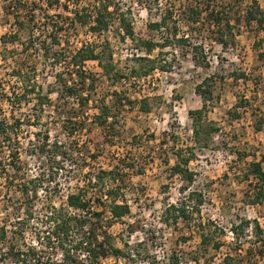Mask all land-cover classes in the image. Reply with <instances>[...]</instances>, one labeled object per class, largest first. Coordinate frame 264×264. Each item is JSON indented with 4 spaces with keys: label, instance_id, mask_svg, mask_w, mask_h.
I'll use <instances>...</instances> for the list:
<instances>
[{
    "label": "rangeland",
    "instance_id": "374dc122",
    "mask_svg": "<svg viewBox=\"0 0 264 264\" xmlns=\"http://www.w3.org/2000/svg\"><path fill=\"white\" fill-rule=\"evenodd\" d=\"M16 1L0 0V5L6 8L10 2ZM26 1L29 5L37 2L35 18L39 29L33 33L35 45L29 49H26V43L4 45L0 42V85L5 88L2 92L4 95L0 94V115L14 116L24 121L18 146L29 177L41 174L45 165L49 164L55 166L59 173L51 181L45 179L39 198L30 203L19 191L15 192V187L9 189L7 178L10 176L8 170L12 155L7 146L9 143L0 145V225L7 224L9 229L14 228L13 225L23 226L27 242H36L35 231L44 226V210L49 197L54 199V204L62 206L66 203L67 195L78 191L84 184L82 178L85 172L111 169L126 160L125 163H134L135 167L123 164L126 168V196L132 207L131 214L125 220L135 224V231L129 234L128 223H116L111 231L124 236L125 240L129 239V246L136 248L138 253L121 259L109 256L102 259V264H168L173 255L189 264H232L234 260L227 258L237 255L235 247L239 244L231 230L232 224L246 218L258 220L264 226V200L258 204L251 202L258 190L257 181L246 175L250 162L264 158V59L259 57V53L264 52V30H259L256 23L251 26L241 24L235 41L227 48L207 37L203 41L208 67L195 62L191 52L177 50L171 71L157 70L131 85H112L103 76L97 61H89L87 68L99 75L95 98L104 96L107 103L114 106L117 125L114 130H106L91 122L99 112L96 107L98 100L94 99L84 112L86 127L69 135L68 128L76 126L70 117L76 119L78 100L75 97L60 98L58 93L51 92L57 84L56 73L64 65L53 64L36 43H40L46 35L51 38L50 27L44 29L46 23L52 24L55 20L72 16L73 9L47 7L48 0ZM119 1L131 11L136 35L150 38L153 35L149 22L160 20L168 10L175 11L178 17L190 0ZM259 1L264 7V0ZM248 2L246 0L240 10ZM89 3V0H80L70 7ZM238 13H234V17ZM15 24L14 16L6 10L0 11V35L17 30ZM180 30V34H183L187 28L181 26ZM20 32L23 41L32 34L27 30ZM62 32L61 46L66 48V54L99 38L89 29V25L72 27L69 24L68 29ZM204 33L207 36L211 32ZM153 34L159 36L155 32ZM106 37L111 40L115 59L123 68L130 66L134 53H141L130 38H120L113 28L108 34L101 35V41ZM169 50L167 55L173 56L171 51L174 49ZM19 68L21 75L15 71ZM235 72H244L246 77L237 80L233 76ZM207 77L214 84L212 98L207 101L202 118V138H209V145L201 151L197 150L196 159L190 163L196 172V181L183 193L181 187L186 182L171 169L176 162L173 152L196 144L190 111L203 106L205 99L197 87ZM26 83L34 84L36 93L24 96ZM115 91L121 97L129 96L132 103L119 102ZM47 93L51 102L42 105L39 94ZM142 99H147V102L142 103ZM141 106H149L150 111H143ZM236 111L240 113L239 118L232 113ZM212 126L219 127V132H209ZM47 135L48 143L41 149ZM13 143L10 144L15 145ZM46 172L51 173L48 168ZM190 191L203 194L205 203L201 206V212L193 213L189 221L181 219L178 224L163 222L166 203L180 202ZM189 209H193L192 203ZM201 220L209 224L207 231L214 230L215 225L223 230L224 233L217 228V236H221L222 241L219 249L201 246L198 227ZM247 234L252 236L251 230ZM248 237L242 239L243 248L250 245L246 240L254 239ZM117 244L124 243L118 239ZM260 249L264 252V246L257 250ZM242 253L245 254V250ZM258 260L256 264H264L262 257Z\"/></svg>",
    "mask_w": 264,
    "mask_h": 264
},
{
    "label": "trees",
    "instance_id": "16d2710c",
    "mask_svg": "<svg viewBox=\"0 0 264 264\" xmlns=\"http://www.w3.org/2000/svg\"><path fill=\"white\" fill-rule=\"evenodd\" d=\"M76 1L80 0H48L47 7L73 9V13L72 16H65V19L55 20L52 24L46 23L44 29L50 27L51 38L46 35L40 43H36L43 50L44 56L52 59L53 64L64 65L56 73L57 84L51 92L58 93L60 98L75 97L78 100L79 110L75 112V121L70 117V121H73L76 126L68 128L67 133L69 135H73L79 129L86 127L84 112L91 101L97 99L95 96L99 75L87 68L89 61H97L103 76L112 85L123 83L131 85L137 80L140 81L152 75L157 70L171 71L175 65L177 50L191 52L195 62L208 67L209 61L203 41L207 37L215 39L223 48H227L231 42L235 41L241 24L251 26L256 23L259 30H264V7L259 0H249L243 10H240V7L246 0H190L182 8L178 17L175 16V11L168 10L162 14L160 20L149 22L148 26L153 35L150 38L136 35L131 11L124 8L119 0H89L90 3L87 5L76 4L75 8H71V4ZM26 2L28 1L17 0L6 6V11L14 16L18 28L16 31L2 36L4 45L21 42L22 44L26 43V49L35 45L32 36L39 29L38 20L35 18L38 13L37 2H33L32 5ZM11 6H14V10H11ZM237 11L239 13L235 15L238 16L234 17V13ZM69 24L72 27L89 25V29L99 37V41L86 43L66 54V48L61 46V34L62 31L68 29ZM181 26H185L188 32L186 30L180 34ZM112 28L120 38L124 40L130 38L134 42L136 50L141 51V53H134L132 63L126 68L121 67L116 61L111 40L106 37L101 41V35L108 34ZM22 30L32 33L24 41L20 32ZM206 31L211 32L210 35L205 36L204 32ZM154 32L159 36H154ZM57 46L60 47L56 48ZM172 48L174 49L171 51L173 56H168L167 52ZM155 52H157L156 55H154ZM259 57L264 59L263 51L259 53ZM15 71L19 75L22 74L20 68ZM233 76L239 80L245 78L246 74L235 72ZM210 80V77L205 78L204 82L197 87L198 92L205 99L203 106L190 111L196 144L179 150L176 149L173 152L176 156V162L171 166V169L172 173L181 175L185 180L186 185L181 187L183 193L190 184L196 181V172L191 168L190 163L196 159L197 150L201 151L209 145V138H202L204 130L202 118L206 112L207 101L212 98L214 84L213 82L210 83ZM25 86L26 93L24 96L36 93L34 84L26 83ZM1 87L0 85V94L5 89ZM11 88L14 90L15 87L12 85ZM115 95L118 96L119 102L132 103L129 96L121 97L117 91H115ZM39 96L42 105L51 102L48 93L39 94ZM6 98L9 100L7 96ZM97 100L96 107L99 112L94 115L91 122L106 130H114L117 125L113 111L114 106L107 103L104 96ZM141 102L146 103L147 99H142ZM141 109L150 111L149 106H141ZM232 113L236 118L240 117L239 112ZM23 122L18 117L6 115L2 117L0 115V145L6 146L9 143L7 146L12 155L8 170L10 176L7 178L9 189L15 187V192L19 191L27 201L32 203L39 198L40 189L43 187L45 179L51 181L59 173V170H55L57 168L49 164L45 165L46 167L41 171V174L33 177L28 176L25 171L26 162L21 160L20 147L18 146ZM212 131L213 133L219 132V127L212 126L209 132L212 133ZM48 140L49 136L47 135L43 145L40 146L41 149H44ZM12 142H15L13 143L15 145L10 144ZM55 144L58 145V142ZM72 153L75 152L72 151ZM93 156L94 154L89 157ZM263 159L250 162L246 172L247 177L252 176L257 181L258 190L251 200L253 204L261 203L264 200ZM125 161L111 169L102 168L98 171L91 169L85 172L82 178L84 184L79 187L78 191L70 192L67 195L66 203L62 206L54 204V199H49V197V203L44 210L43 217L46 227L37 228L35 231L36 242H27L26 231L23 226L13 225L14 228L9 229L7 224L0 225V264H102V259L109 256L121 259L136 255L138 250L129 246L131 245L129 239L125 240L124 236L115 235L111 231L116 223H128L125 219L132 212L124 186L126 169L124 165L132 168L135 166L134 163H125ZM46 168L51 173L46 172ZM4 169H6L5 166ZM191 203L196 211L189 209ZM204 203L205 199L201 192L190 191L188 196L182 198L180 202L166 203L162 221L170 225L178 224L181 219L189 221L193 213L201 212V206ZM198 227L201 246L216 249L222 246L221 236H217L218 229L222 233L224 232L219 226L215 225L214 230L209 229L207 231L209 224L201 220ZM127 229L131 235L135 231V224L128 223ZM231 230L235 234L234 238L239 242L235 247L237 255L227 258L234 260L232 264H256L259 261L258 258L264 259L263 250H257L264 246V226L258 220L252 221L242 218L237 224H232ZM248 230H251L252 236L247 234ZM245 236L254 237V239L246 240L249 241L250 245L243 248L244 241L242 239L244 240L243 237ZM118 239L122 240L124 244L118 245ZM243 250H245V254L242 253ZM168 264L189 263L183 262L179 256L173 255L169 258Z\"/></svg>",
    "mask_w": 264,
    "mask_h": 264
},
{
    "label": "built area",
    "instance_id": "2783aa9c",
    "mask_svg": "<svg viewBox=\"0 0 264 264\" xmlns=\"http://www.w3.org/2000/svg\"><path fill=\"white\" fill-rule=\"evenodd\" d=\"M12 3H14V2H10L9 4H12ZM8 4V5H9ZM1 7H0V11H2V12H4L6 9H5V7L3 6V4L2 5H0ZM11 8V10H14V6H11L10 7ZM12 15V14H11ZM12 17H13V15H12ZM16 25V24H15ZM16 31V30H15ZM12 31H10V32H6V33H4L3 35H7L8 33H11ZM3 35H0V42H2V40H1V37L3 36Z\"/></svg>",
    "mask_w": 264,
    "mask_h": 264
}]
</instances>
